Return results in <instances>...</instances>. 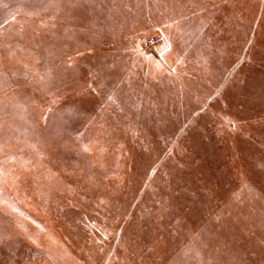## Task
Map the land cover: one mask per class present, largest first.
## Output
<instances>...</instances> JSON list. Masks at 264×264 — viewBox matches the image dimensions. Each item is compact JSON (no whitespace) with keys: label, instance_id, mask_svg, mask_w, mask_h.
<instances>
[{"label":"rangeland","instance_id":"obj_1","mask_svg":"<svg viewBox=\"0 0 264 264\" xmlns=\"http://www.w3.org/2000/svg\"><path fill=\"white\" fill-rule=\"evenodd\" d=\"M0 264H264V0H0Z\"/></svg>","mask_w":264,"mask_h":264},{"label":"built area","instance_id":"obj_2","mask_svg":"<svg viewBox=\"0 0 264 264\" xmlns=\"http://www.w3.org/2000/svg\"><path fill=\"white\" fill-rule=\"evenodd\" d=\"M147 44H150V42H148Z\"/></svg>","mask_w":264,"mask_h":264}]
</instances>
